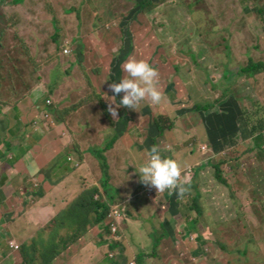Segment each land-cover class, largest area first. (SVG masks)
Wrapping results in <instances>:
<instances>
[{
	"label": "rangeland",
	"instance_id": "1",
	"mask_svg": "<svg viewBox=\"0 0 264 264\" xmlns=\"http://www.w3.org/2000/svg\"><path fill=\"white\" fill-rule=\"evenodd\" d=\"M141 1L18 0L19 6L16 7L0 6V78L10 87L19 75L25 74L15 64L29 57L37 63V66H32L35 70L34 79L38 83L33 98L36 96L44 100V97H49L47 92L49 85H52L50 90H53V96L49 97L52 104H42L44 109L52 110L63 99L78 103L90 99L93 90L97 93L98 90L100 93L106 92L104 88L108 89L111 74L109 65L113 60V68L121 67L130 58L148 62L158 72L156 85L161 93L159 105L162 107L153 105L150 99L145 98L139 105L144 110L143 119L138 121L135 115L131 118L136 122L133 128L141 126L144 129L146 152L148 125H153L154 118L166 113V107H173L166 101L171 100L176 105L174 110L180 115L176 122L178 137L179 134L183 136L186 125L201 127L199 129L205 134L202 125L206 129V123L201 116L198 118L195 115L192 107L207 98L202 97L204 90L210 89L204 80L206 69L216 67L221 71L229 62V74L233 77L231 86L240 100L234 108L236 116L229 115L224 128L229 132L238 127L246 136V114L256 122L264 120V74L251 80L238 77L249 59L264 62V28L260 23L255 24V6H264V0H155L156 8L149 14H140L138 6ZM227 45L232 50L231 60L226 56ZM80 65L92 67L95 74L101 70L102 80L96 85H87L85 80L89 78L82 72ZM86 73L91 71L87 69ZM184 73H188L189 77ZM80 76L83 80H79ZM61 79L64 80L63 84L59 83ZM212 85L217 89L214 88L211 95H221V88ZM197 87L200 90H196ZM194 91L199 93V97L192 95ZM181 93L184 98L180 105L178 99ZM172 94H175V98H172ZM123 95L120 93L118 96ZM191 96V102L188 103ZM107 106L93 101L68 116L67 124L57 122L58 119L53 115L52 123L57 127L55 135L60 139H81L89 150L102 145L106 138L102 130L109 126L105 112ZM9 110L7 108V112ZM14 113L19 126L15 127V123L11 131H21L25 126L21 119L23 113H18V108L14 109ZM13 116L11 113L8 115L9 118ZM184 116H189L190 120L183 119ZM27 117H32L28 109ZM219 123L224 124L222 121ZM47 125L49 134L53 133L55 127L52 129ZM7 126H11V120ZM44 138L45 135L37 131L32 136L34 146L40 143L43 147L47 146V143H43ZM179 139L185 141L173 151V156L185 159L190 155L188 166L195 165L200 169V180L193 177L188 182L186 178L188 183L191 182L190 185L196 183L204 196V215L199 219L197 229L188 223L192 217L193 220L199 218L196 211L192 214L188 211V204L193 205L188 191L182 194L177 191L181 196L158 192L155 201H151L153 188L144 185L141 198L128 200V217H131L126 220L129 228L117 234L116 240L120 242L117 249L112 250L113 257L110 255L106 258V264H115L117 261L120 264H137L136 255L143 249L146 256L151 255L153 241L149 234L161 232V221H166L173 234L158 249V257H147L144 264H264V164L252 151V139L241 142L237 138L233 146L219 153L214 152L209 138L185 135ZM256 142L259 146L264 141ZM116 146L115 143L105 154L108 160L112 156L116 157L113 152ZM200 146H206L205 150ZM119 152L122 163L127 159L130 164L129 152L122 144ZM71 155L64 150L59 156L62 165L73 170L74 166L79 165L69 160ZM203 160L209 163L203 166ZM215 165L224 166V175L230 188L216 180ZM79 173L71 175L70 172L68 182L75 181V175ZM127 187L126 195L120 194L117 199H129L133 186L127 184ZM173 204L179 206L178 220L169 214ZM141 232L144 233V240L137 245L136 238ZM106 235L110 236L108 231ZM101 245L102 241L96 240L94 247ZM102 254L96 252L93 262L99 259L97 255ZM91 263V259L82 262Z\"/></svg>",
	"mask_w": 264,
	"mask_h": 264
},
{
	"label": "crops",
	"instance_id": "2",
	"mask_svg": "<svg viewBox=\"0 0 264 264\" xmlns=\"http://www.w3.org/2000/svg\"><path fill=\"white\" fill-rule=\"evenodd\" d=\"M79 80L83 78L80 76ZM63 83L64 80H62ZM33 97L34 94L11 108L9 112L6 109L0 115V264H26L25 259L35 261L34 264H38V261L39 264H44L45 259L42 256L45 255L47 249L50 251L52 247L53 250L58 249L60 255L58 256L56 251H53L55 258L52 259L50 256L49 260L52 261L50 264H77V262L82 264L85 259H91V264H106L111 245L105 236L106 232L102 237V228L96 226L94 216L90 215L87 220L85 211H75V203L85 198L86 191L101 188L102 170L99 162L90 154L86 143L81 142V139H60L54 133L57 127L53 133L49 134L47 124L52 129L54 128L51 126L53 114L49 108L44 109L45 97L44 100ZM121 98L117 95L110 104L114 102L113 107L119 105ZM63 100L68 101V99ZM69 100L71 102L68 101L67 104L75 103ZM180 102L182 104L183 101L180 100ZM172 105L174 110L176 105L174 103ZM34 106L36 110L33 109ZM15 108H18V113H23L21 119L25 126L21 131L12 132L11 129L15 123V127L19 126L15 120ZM27 109L32 117H27ZM118 110L120 116L114 119V123L116 122L115 125L124 130L113 150L116 157L112 156L107 160L110 166L112 195L116 198L120 194L126 195L127 184L133 186L129 199H117L121 204L114 205L128 203L126 205L129 208L128 200L139 199L144 195V190H141L144 184L140 182L135 167L132 166L138 165L143 160L144 129L141 126L137 127L138 130L133 128L136 122L128 118L135 115V119L139 121L144 117V110L142 111L140 106H137L136 110L127 107H119ZM184 112H187L186 109ZM9 113L14 116L9 118ZM9 120H11V126L8 128ZM25 127H29L33 133L22 143L20 137ZM108 128L109 126H106L102 131L106 133ZM37 131L45 135L43 143H47V146L43 147L41 143L34 146L32 136ZM151 131H153L152 125L149 129L150 133ZM185 135L194 136V132L185 131L183 136ZM183 136L180 134L179 137L176 136L169 145L171 151H175L179 144L185 141L179 139ZM75 140L80 151H74L73 141ZM7 142L11 144V149L7 150ZM230 142L232 143L233 140ZM121 144L129 152L130 164L127 163V159H124L123 163L120 159L119 146ZM150 144L148 141V146ZM70 145L73 148H69ZM64 150L68 154L72 153L69 160L76 161L79 167L74 166L72 170L62 165L59 155ZM174 159L181 164L189 162L191 158L189 155L185 159H179L177 156ZM179 160L182 162L180 163ZM195 168L198 171L199 168ZM80 171L82 173H79ZM70 172L71 175L79 173L78 176L75 175L76 180L73 182H68ZM195 177H197V172H195ZM118 181L119 185H117ZM94 240L95 242L101 240L103 245L95 248ZM96 252L104 254L97 255L99 259L93 262Z\"/></svg>",
	"mask_w": 264,
	"mask_h": 264
},
{
	"label": "trees",
	"instance_id": "3",
	"mask_svg": "<svg viewBox=\"0 0 264 264\" xmlns=\"http://www.w3.org/2000/svg\"><path fill=\"white\" fill-rule=\"evenodd\" d=\"M167 1V0H166ZM165 1L162 2V4ZM156 2L155 0H143L139 4V9L141 11L140 14H149L156 8ZM0 6L2 7H16L19 6L18 0H0ZM255 6V5H253ZM257 11L255 13L256 22L255 24H261V26L264 28V6L258 7ZM252 8V5L249 7V9ZM191 10V9H190ZM192 11V10H191ZM120 52V50H119ZM226 56L228 60L232 59V50L229 45L226 46ZM115 63V60L109 65V69L111 71V74L109 76V85L112 83H118L120 79L126 78L127 74L124 73L122 66H116L112 67V65ZM36 65L37 63L30 59L29 57H26L22 62L16 63L15 67L18 70L23 69L25 71L24 75H19L18 79L14 81L13 84L8 87L9 84H5L4 81L0 78V115L3 114V111L7 108L11 109L16 107L23 99H26L27 97L33 95L34 90H36L38 83H36L34 79L35 70H33L32 66ZM230 63L228 62L227 67L223 68L221 71L219 68L213 67L212 70H209V68L206 69L205 82L209 85L210 89L208 91L204 90V84L203 82V90L204 93L202 97H206L203 102L195 103L192 107V110L195 111V115L199 118L200 116L203 118V122L206 123L207 128L205 129V126H203L202 129H204L206 132L205 134L202 133L201 127L195 128V127H189V125L184 126V130L187 131V133L194 132V136L196 138H209L210 144L212 149H214V152H221L225 150L226 148L233 146L235 142L237 141V138L240 139V141L244 140H250L252 139V151L256 153L257 158L259 161H261L262 164H264V142L257 146L256 140L264 141L263 133H264V120H261L260 122H256L249 114H246V125L248 132L246 136L240 132L239 128L236 127V129H230L229 132L224 128V125L226 123V120L229 115H235L236 112L234 111V108L237 106L239 102V97L235 93L234 87H232V81L233 77L229 74V66ZM81 66L82 72L85 74L86 77L89 79L85 80V83L87 85H96L99 83L100 80H102L103 75L100 73L95 74L94 69L92 67L85 68L83 65ZM90 70L91 73H86V70ZM191 69V68H189ZM71 70V69H70ZM218 71V72H217ZM185 76H188V73ZM238 77H245L247 80L254 79L258 77L259 75L264 74V62L263 61H255L253 59H249L248 64L244 66L238 73ZM62 84V79L59 82ZM58 82L56 83V88L58 87ZM215 84L221 88L222 94L221 95H211L216 86L212 85ZM52 85H49V91L47 92L49 94V97L52 98L53 96V90H50V87ZM157 86V85H156ZM182 89V88H181ZM200 90V87H197L196 90ZM106 92L100 93L98 90V93L96 90L92 91V97L86 101H79L78 103H70L67 104L70 100H61L56 103L55 108L52 107V110L49 108V111L58 119L57 122L67 124L68 121H66V118L70 115H73L77 113V111L87 104L92 103L93 101H98L102 104H107L109 106L111 100V95L113 94L111 90L104 88ZM241 93L240 90H237ZM208 93H210L208 95ZM192 95H195L196 97H199V93L195 92ZM45 97V101L49 98ZM172 98H175V94H172ZM182 93L179 96V100H183ZM192 96L189 97V102H191ZM71 102V101H70ZM160 103H153V105L162 107V105H159ZM166 104L172 105V101H166ZM164 105V103H163ZM181 105V103H180ZM107 106V109H108ZM116 106V105H115ZM114 106V107H115ZM165 106V105H164ZM105 108V106L103 105ZM130 109V108H129ZM166 113L158 115L153 120V131L151 133L149 132L150 126L148 125V132L147 137L145 141H148L151 143L150 146H148V143L146 144L148 146L147 149H150L153 145L158 146L163 156L170 157L174 159L173 151H171V148L169 145L173 142V140L176 138L177 134V119L180 116L178 113L175 112V110L172 111V107H166ZM106 117L109 121V128L106 132V138L102 145H96L93 149L89 150L92 155L97 158L99 165L102 170V180H101V188L100 189H93L90 191H86V195L84 199H80L77 203H75V211H85L87 220L90 217V215L94 216V223L97 224L96 226H99L102 228L101 235L104 237V232L108 231L109 234L113 233V225H117L118 229L116 234L122 233V231L125 229H128L129 226H127V222L130 211H123L124 213H121L122 220H119L116 217L111 218L112 210L116 207L115 204H119L120 202L117 201V198L112 195L111 189V174H110V166L108 164L107 157L105 156L106 152L112 149L113 145L120 139L123 133H121L122 130L115 125L114 119L111 116V114L106 111ZM118 116H120V112L118 110ZM238 116V115H237ZM132 118V117H131ZM129 118V119H131ZM128 119V120H129ZM183 119L190 120L189 116H184ZM182 119V120H183ZM181 120V121H182ZM196 120V119H192ZM219 121H222L224 124H220ZM53 124V123H52ZM181 124V122H180ZM55 127L56 125L53 124ZM25 131H23L20 140L23 143L25 139L30 136L33 133V130H30L29 127H25ZM154 133V134H153ZM151 134V137H148V135ZM73 139H75L73 137ZM233 140L231 143L230 141ZM75 144V150L80 151L79 147H77L76 140L73 141ZM73 145V144H72ZM72 145L69 146V148H73ZM12 146L9 142H7V150L11 149ZM211 149V150H212ZM211 150L209 153H211ZM259 150V152L257 151ZM201 151V150H200ZM81 155V154H80ZM147 153L144 152L143 160L146 158ZM82 157V155H81ZM203 158V155H202ZM176 160V159H174ZM177 161V160H176ZM209 163V162H208ZM206 163L204 160L202 164L203 166H206ZM179 164V163H178ZM189 162L187 163H181V176L179 183L186 189V192L188 191L191 195V199H193V205L188 204V211L192 214V212H197V215L199 216L198 219L192 221L189 220L188 223L192 224L193 228L197 229L199 224V219H201L204 215L203 213V195L201 191L197 188L196 183L193 185H190L188 183L190 180L194 177L195 172H197L196 180H200V170L195 168V165L191 167L188 166ZM204 168V167H202ZM215 170V177L216 180L222 184L223 186L230 188V184L228 180L226 179L224 175V166L223 168L220 165L214 166ZM191 171V172H190ZM264 176V175H263ZM186 178H188V182L186 181ZM264 178V177H263ZM185 183H188V185H183ZM190 188L194 190H190ZM142 191L144 190L141 189ZM178 189H174L171 191H164V194L166 195H179ZM158 196V191L154 189L152 193V199L151 201H155V197ZM183 197V196H182ZM98 198V199H97ZM117 201V202H116ZM171 210L169 211V214L172 215L173 219L178 220L180 211L179 206L173 204L171 206ZM160 213H154V215H159ZM153 215V216H154ZM152 216V217H153ZM131 225V224H130ZM159 229L161 230L160 233L156 232L154 234H149L153 243L151 245L153 252L151 255L146 256L144 253V249L138 252L136 255V263L137 264H144L145 261H147V257L151 259H156L158 257V249L163 245L164 241L168 240L172 236V231L167 227L166 221H161L159 225ZM191 230V229H190ZM144 233L141 232L140 236L136 238L138 240L136 243L137 245L142 244L144 240ZM135 233L133 234L134 237ZM118 237V236H117ZM70 239V238H69ZM109 242V241H108ZM115 244L110 245V252L108 254V257L112 254V250H116L118 247L119 240L113 241ZM126 242V241H125ZM53 251H56V254L59 256L60 253H58V249H54L53 247L49 251L47 249L44 256H42L43 259H45L44 264H50L52 261L49 260L50 256H52V259L55 258L53 256ZM52 253V254H51ZM113 257V255H111ZM118 260H120L118 258ZM35 261H31L29 259H25L26 264H34ZM39 264V261H38ZM114 264V263H113ZM115 264H120V261L115 262Z\"/></svg>",
	"mask_w": 264,
	"mask_h": 264
},
{
	"label": "clouds",
	"instance_id": "4",
	"mask_svg": "<svg viewBox=\"0 0 264 264\" xmlns=\"http://www.w3.org/2000/svg\"><path fill=\"white\" fill-rule=\"evenodd\" d=\"M122 68L123 71L127 73V77L120 79L118 83L114 82L109 85V89L114 94L111 97V101L120 93L124 94L120 99L119 105L113 107L112 105L115 103L112 102L108 106V112L113 119H117L119 107H127L136 110L137 106H139L145 98L150 99L153 103H159L162 98L156 86L158 72L148 62L143 60L137 61L130 58L122 65ZM48 101H51L50 98L46 100L47 105ZM202 147L206 146H200V148ZM146 153V158L142 162L138 165H132L135 167V171L142 184L153 188V191L156 189L158 192L178 189L182 194L186 191L179 183L181 168L176 160L163 156L156 145H153L150 149H146ZM118 207L121 211H125L127 205H117L112 212ZM127 211H129L128 207ZM120 220H122V216ZM105 236L107 240L111 242L116 241L117 238V234L113 235V233L110 234L109 237L107 235Z\"/></svg>",
	"mask_w": 264,
	"mask_h": 264
},
{
	"label": "built area",
	"instance_id": "5",
	"mask_svg": "<svg viewBox=\"0 0 264 264\" xmlns=\"http://www.w3.org/2000/svg\"><path fill=\"white\" fill-rule=\"evenodd\" d=\"M66 54H68V52H66ZM51 104H52V102H51V101H48V105H51ZM263 137H264V133H263ZM201 149L205 150V147H202ZM204 153H205V152H204ZM190 172H191V171H190ZM122 211H124V210H122ZM122 211H121L120 208L118 207L117 209H115V210L112 212V214H111L110 217H111V218L116 217V218H118V219L120 220ZM112 227H113V235H115L116 232H117L118 227H117V225H115V224H114Z\"/></svg>",
	"mask_w": 264,
	"mask_h": 264
}]
</instances>
